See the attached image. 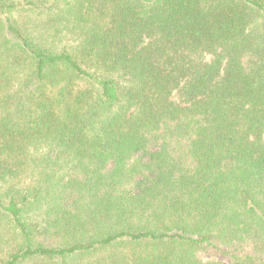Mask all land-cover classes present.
<instances>
[{"label":"trees","instance_id":"16d2710c","mask_svg":"<svg viewBox=\"0 0 264 264\" xmlns=\"http://www.w3.org/2000/svg\"><path fill=\"white\" fill-rule=\"evenodd\" d=\"M0 264H264V0H0Z\"/></svg>","mask_w":264,"mask_h":264}]
</instances>
